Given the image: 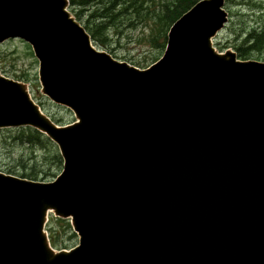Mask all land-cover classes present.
<instances>
[{
	"label": "water",
	"instance_id": "water-1",
	"mask_svg": "<svg viewBox=\"0 0 264 264\" xmlns=\"http://www.w3.org/2000/svg\"><path fill=\"white\" fill-rule=\"evenodd\" d=\"M225 0H199L139 69L99 49L68 0H0V43L21 38L58 126L0 74V128L59 149L52 182L0 172V264H264V62L218 52ZM78 245L53 249L47 214Z\"/></svg>",
	"mask_w": 264,
	"mask_h": 264
},
{
	"label": "rangeland",
	"instance_id": "rangeland-1",
	"mask_svg": "<svg viewBox=\"0 0 264 264\" xmlns=\"http://www.w3.org/2000/svg\"><path fill=\"white\" fill-rule=\"evenodd\" d=\"M224 9L228 21L213 39V45L219 52L227 49L236 52L250 29L264 26V0H225ZM122 18L123 22L110 26L107 46L99 47L117 60L140 69L156 62L164 52L161 44L165 41L154 40V27L158 25L153 27L152 15L138 19L134 25H128L126 17ZM80 22L84 24V19ZM239 59L264 62V52H252ZM0 72L5 77L26 83L33 100L59 126L74 120L68 109L55 105L40 92L38 62L31 47L23 40L9 39L0 43ZM40 134L39 141L29 142L26 132L0 129V172L32 181H52L61 172L62 159L56 145ZM45 230L57 250H68L78 244V235L69 220L60 219L53 213L48 215Z\"/></svg>",
	"mask_w": 264,
	"mask_h": 264
},
{
	"label": "trees",
	"instance_id": "trees-1",
	"mask_svg": "<svg viewBox=\"0 0 264 264\" xmlns=\"http://www.w3.org/2000/svg\"><path fill=\"white\" fill-rule=\"evenodd\" d=\"M197 0H69L72 12L79 20L84 19V27L96 45L106 47L110 26L118 25L126 17L128 25H134L138 19L152 15L154 40H166L170 25L188 10ZM131 15V16H129ZM134 15V16H133ZM162 47L165 44H161ZM238 57L252 52H264V26L250 29L236 49ZM246 58V57H245ZM18 130L28 134L27 141H39L41 134L29 127ZM60 160V158H59ZM51 243L54 240L50 237Z\"/></svg>",
	"mask_w": 264,
	"mask_h": 264
}]
</instances>
